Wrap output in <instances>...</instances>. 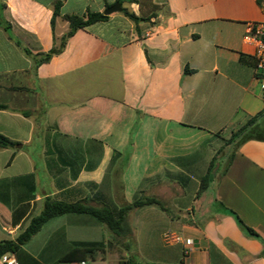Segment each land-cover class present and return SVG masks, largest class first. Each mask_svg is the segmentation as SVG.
<instances>
[{"label":"crops","instance_id":"1","mask_svg":"<svg viewBox=\"0 0 264 264\" xmlns=\"http://www.w3.org/2000/svg\"><path fill=\"white\" fill-rule=\"evenodd\" d=\"M116 3L0 0V135L16 143L0 149V241L14 240L47 196L117 208L143 194L166 209L128 216L132 235L131 222L144 221L137 238L149 264H264V141L227 144L251 118L262 112L264 120V77L244 39L249 24L264 20V0L124 3L36 65L68 33L64 16ZM104 230L92 216L65 214L9 255L56 264L89 249L65 262L89 264L104 249ZM167 233L180 241L166 243Z\"/></svg>","mask_w":264,"mask_h":264},{"label":"trees","instance_id":"2","mask_svg":"<svg viewBox=\"0 0 264 264\" xmlns=\"http://www.w3.org/2000/svg\"><path fill=\"white\" fill-rule=\"evenodd\" d=\"M116 2L122 5L124 3H134L136 2V0H116ZM60 5L61 3L58 2L54 6L53 18L59 14ZM122 13L134 23L142 21V19L136 17L125 8L122 9ZM63 18L69 23L68 33L61 39L59 47L53 48L46 54H38L35 57L37 66L47 63L53 55L58 54L64 48L67 39L72 37L76 31L99 22H105L108 20L109 16H105L101 12L87 11L81 16L66 15ZM262 116L263 113L261 112L260 114L248 120L243 126L232 132V135L227 141V144H230L235 149H237L240 145L250 140L264 141V120H260ZM15 145V142L0 135V149L13 148L15 147ZM47 152H51L49 146ZM216 163L217 158L214 157L210 164L209 172L200 182L198 195L203 193L208 188L209 179L212 176V170L214 169ZM228 163H230V160ZM146 206H156L161 210L166 211L163 204L157 199L153 197H147L143 194L134 199L131 203H122L117 208H111L104 204H96L93 203L91 199L86 198L77 200L75 202H67L58 200L51 196H47L43 200L40 212L30 219L27 227L22 230L14 240L0 241V258L6 254L17 253L22 246L28 243L34 236H36L40 232L44 224H46L53 218L60 217L65 214H85L92 216L104 226L106 231L110 232L114 237H116L117 240H120L123 246L126 248L127 241L125 240H127V238L132 239L133 236L132 230L128 223V216L133 210L140 209ZM231 214L234 217L240 230H242L246 236H248L249 238L260 240L258 234L253 229L247 227L235 213L231 212ZM262 243L264 245V242ZM103 245L104 244L102 243L101 246ZM80 253L91 255L92 250L77 248L67 256L63 257L59 262L65 263L68 261H72L71 258L78 256V254ZM262 256H264V252L262 253ZM119 264L136 263L133 257H129L126 260L120 261Z\"/></svg>","mask_w":264,"mask_h":264},{"label":"rangeland","instance_id":"3","mask_svg":"<svg viewBox=\"0 0 264 264\" xmlns=\"http://www.w3.org/2000/svg\"><path fill=\"white\" fill-rule=\"evenodd\" d=\"M213 172H215V168L212 170V175H214ZM93 219L96 220L95 218ZM131 223L135 231L133 230L134 234L132 239L127 238V240H125L127 241L126 248L123 246L120 240H117L116 237H114L110 232L106 231L104 226L101 224L102 228L105 229V233H103L104 249L97 251L95 259L93 261L89 260V264H119L120 261L126 260L129 257H133L136 264H149L152 260L145 252L148 247H146V243L142 244L143 242H141L140 237L137 238V232L139 229L141 230V225L144 223V221L141 219L138 220L136 218V220H133ZM56 264L65 263L57 262Z\"/></svg>","mask_w":264,"mask_h":264},{"label":"built area","instance_id":"4","mask_svg":"<svg viewBox=\"0 0 264 264\" xmlns=\"http://www.w3.org/2000/svg\"><path fill=\"white\" fill-rule=\"evenodd\" d=\"M146 35L148 36L149 34L147 33ZM244 39L246 42L255 45V71L257 75L264 77V20L260 23L249 24ZM262 88H264V84H262ZM164 240L166 243H173L179 242L180 238L171 233H167L164 235ZM184 246L186 248V251H188V248L191 246V241L185 240ZM0 264H18V262L12 255L6 254L0 258ZM76 264L87 263L85 261H82Z\"/></svg>","mask_w":264,"mask_h":264},{"label":"water","instance_id":"5","mask_svg":"<svg viewBox=\"0 0 264 264\" xmlns=\"http://www.w3.org/2000/svg\"><path fill=\"white\" fill-rule=\"evenodd\" d=\"M120 11H121V6H120L119 3H116V4H114L113 6L109 7L108 9H106V10L103 12V14H104L105 16H109V15L115 13V12H120ZM214 173H215V172H213V174H214Z\"/></svg>","mask_w":264,"mask_h":264}]
</instances>
